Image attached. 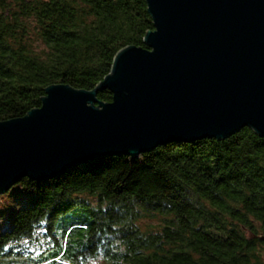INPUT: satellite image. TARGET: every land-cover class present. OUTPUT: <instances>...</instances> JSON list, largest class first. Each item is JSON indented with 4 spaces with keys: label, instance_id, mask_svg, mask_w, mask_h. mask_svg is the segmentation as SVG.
I'll return each instance as SVG.
<instances>
[{
    "label": "trees",
    "instance_id": "16d2710c",
    "mask_svg": "<svg viewBox=\"0 0 264 264\" xmlns=\"http://www.w3.org/2000/svg\"><path fill=\"white\" fill-rule=\"evenodd\" d=\"M153 30L147 0H0V121L41 107L52 85L94 90ZM5 194L0 264H264V137L251 127L24 177Z\"/></svg>",
    "mask_w": 264,
    "mask_h": 264
},
{
    "label": "water",
    "instance_id": "95a60500",
    "mask_svg": "<svg viewBox=\"0 0 264 264\" xmlns=\"http://www.w3.org/2000/svg\"><path fill=\"white\" fill-rule=\"evenodd\" d=\"M147 4V48L121 50L94 90L52 85L41 107L0 121V195L24 177L49 180L175 141L221 140L244 127L264 137V0ZM103 89L112 101L97 98Z\"/></svg>",
    "mask_w": 264,
    "mask_h": 264
},
{
    "label": "rangeland",
    "instance_id": "374dc122",
    "mask_svg": "<svg viewBox=\"0 0 264 264\" xmlns=\"http://www.w3.org/2000/svg\"><path fill=\"white\" fill-rule=\"evenodd\" d=\"M3 196H7V194H5V195H3ZM4 198L7 199V197H4ZM1 205H2V203H0V209H1ZM143 221H144L145 223H155L154 220L149 219V218H147V217L143 218ZM32 249H33V250H37V246H36V245H32Z\"/></svg>",
    "mask_w": 264,
    "mask_h": 264
}]
</instances>
